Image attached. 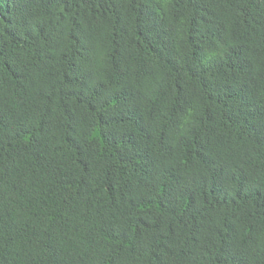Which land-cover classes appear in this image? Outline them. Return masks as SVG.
Instances as JSON below:
<instances>
[{
  "label": "trees",
  "instance_id": "16d2710c",
  "mask_svg": "<svg viewBox=\"0 0 264 264\" xmlns=\"http://www.w3.org/2000/svg\"><path fill=\"white\" fill-rule=\"evenodd\" d=\"M0 264H264V0H0Z\"/></svg>",
  "mask_w": 264,
  "mask_h": 264
}]
</instances>
